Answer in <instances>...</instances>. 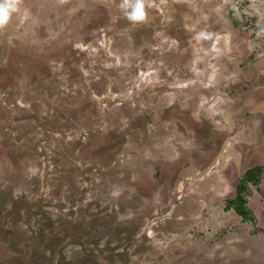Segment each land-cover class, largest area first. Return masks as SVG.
Wrapping results in <instances>:
<instances>
[{
  "label": "rangeland",
  "instance_id": "374dc122",
  "mask_svg": "<svg viewBox=\"0 0 264 264\" xmlns=\"http://www.w3.org/2000/svg\"><path fill=\"white\" fill-rule=\"evenodd\" d=\"M120 4L0 29V264H264V0Z\"/></svg>",
  "mask_w": 264,
  "mask_h": 264
},
{
  "label": "clouds",
  "instance_id": "9594fccd",
  "mask_svg": "<svg viewBox=\"0 0 264 264\" xmlns=\"http://www.w3.org/2000/svg\"><path fill=\"white\" fill-rule=\"evenodd\" d=\"M20 2L21 0H0V29L9 23L12 13L18 10ZM144 5L145 0H121L120 8L125 10V15L130 21L140 22L146 18Z\"/></svg>",
  "mask_w": 264,
  "mask_h": 264
},
{
  "label": "trees",
  "instance_id": "16d2710c",
  "mask_svg": "<svg viewBox=\"0 0 264 264\" xmlns=\"http://www.w3.org/2000/svg\"><path fill=\"white\" fill-rule=\"evenodd\" d=\"M263 168L262 167H254L252 169H250L244 179L241 182V187L242 189L238 188V196L236 200H231L233 201V205L231 204V206H233L235 208V211L240 215V216H246L247 215V211L245 209V204H246V198L245 196L242 194L244 192V187L247 184V182H252V181H258L259 182V176L261 175Z\"/></svg>",
  "mask_w": 264,
  "mask_h": 264
}]
</instances>
